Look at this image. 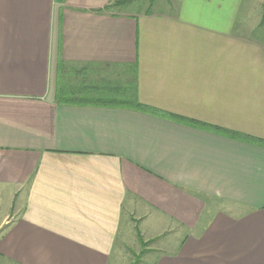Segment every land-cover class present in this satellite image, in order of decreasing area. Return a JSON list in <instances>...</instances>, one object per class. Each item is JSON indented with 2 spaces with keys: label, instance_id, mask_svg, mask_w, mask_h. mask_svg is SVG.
Listing matches in <instances>:
<instances>
[{
  "label": "crops",
  "instance_id": "0c3cea01",
  "mask_svg": "<svg viewBox=\"0 0 264 264\" xmlns=\"http://www.w3.org/2000/svg\"><path fill=\"white\" fill-rule=\"evenodd\" d=\"M139 2L0 0V264H264L262 19Z\"/></svg>",
  "mask_w": 264,
  "mask_h": 264
},
{
  "label": "rangeland",
  "instance_id": "374dc122",
  "mask_svg": "<svg viewBox=\"0 0 264 264\" xmlns=\"http://www.w3.org/2000/svg\"><path fill=\"white\" fill-rule=\"evenodd\" d=\"M131 1V0H130ZM139 1H147V0H137L134 2H125L123 6L120 7L122 10H136L139 9V6H143ZM264 0H242L241 8L238 15V21H242L243 18L248 19L249 26L253 24L255 19L261 18V25L264 24ZM252 22V23H250ZM239 23V22H238ZM262 28L263 26H259ZM259 30H255L252 33V36H258L260 33ZM4 202V201H3ZM212 204L217 205V201ZM4 207V204L1 205ZM2 209V208H1ZM1 215V214H0ZM136 235H132L135 237ZM183 235L181 233H171L167 234L161 239V243L149 240L147 243L139 242L138 240L130 241V238H127L125 241L129 245V247L123 249V255L116 257V255H112L109 260V264H153L155 261L157 254L160 251L169 252L174 250L173 245H176L181 239ZM131 237V238H132ZM143 239V238H142ZM119 251V250H118Z\"/></svg>",
  "mask_w": 264,
  "mask_h": 264
},
{
  "label": "trees",
  "instance_id": "16d2710c",
  "mask_svg": "<svg viewBox=\"0 0 264 264\" xmlns=\"http://www.w3.org/2000/svg\"><path fill=\"white\" fill-rule=\"evenodd\" d=\"M127 1H130V0H113V4L112 5H118V4H122V3H125V2H127ZM112 5H106L103 9H102V11L103 10H107L110 6H112ZM101 11V10H100ZM263 17H264V14H263ZM139 240H140V242H141V244L142 243H147L148 241H144L143 239H142V237H139Z\"/></svg>",
  "mask_w": 264,
  "mask_h": 264
}]
</instances>
